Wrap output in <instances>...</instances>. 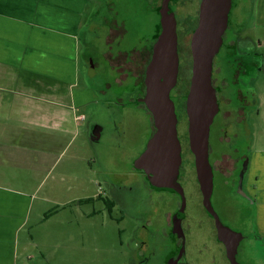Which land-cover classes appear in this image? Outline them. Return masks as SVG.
<instances>
[{"label": "flooded vegetation", "instance_id": "flooded-vegetation-1", "mask_svg": "<svg viewBox=\"0 0 264 264\" xmlns=\"http://www.w3.org/2000/svg\"><path fill=\"white\" fill-rule=\"evenodd\" d=\"M199 1L144 0L146 8L153 10L157 15L148 33L149 36L134 43H123L128 29L125 22L118 21L111 13L112 4L107 0H84L77 29V57L79 84L87 93L86 109L82 119L83 131L84 135L86 133L88 143L99 142L104 135L114 133L120 141L108 145L111 150L121 148L123 145L120 143L126 136L127 139H132L130 144L136 147V137L131 138L132 136L129 135L131 125L137 127L136 113L139 116L143 114L146 116L149 134L147 140L151 137L154 132L153 119L142 98L145 94V68L151 57L153 42L160 30L161 13H171L175 18L178 56L179 52L189 54V58L184 54L183 58H179L180 66L182 60L190 59L191 62L189 43L191 33L197 24ZM244 1L246 3L247 0H231L227 26L222 34L219 50L212 61L211 81L215 88L218 110L210 125L208 158L213 173L210 202L218 217L219 214L212 202L216 175L222 178L225 185L227 180L231 179L235 193L253 203L252 196L245 186L250 154L247 149H251L252 146V115L260 113L259 96L254 83L257 82L259 74L264 75V34L257 35V32L249 30L251 27L247 25V17L243 10ZM178 82L177 76L176 85L170 92L177 115L176 127L182 119L180 118L182 115H178L177 111V98L180 94L178 95L175 90ZM98 118H106V121L96 122ZM147 140L142 150L130 160L128 170H112L106 177L99 174L103 181L101 191L92 199L102 200L106 212L111 214L114 208L130 211L138 206L141 193L143 195L147 193L150 197L151 191H166L174 194L176 207L165 213L160 227L162 240H159V244L164 252L161 264H168L169 259L176 258L182 244L183 256L187 264H221L223 260L230 264L226 258L224 245L216 238L214 220L202 205L195 172L193 177L196 187H193L194 190L192 188L189 195L186 193L185 186L191 179L183 165L190 163L193 167V155L190 151L188 154L185 152L183 137H179L181 164L177 177L185 197L181 214L179 213L181 195L171 190L152 187L144 170L135 166V160L144 150ZM125 149H129V145H126ZM93 153L87 161L89 170H93L91 164L100 158L101 150L94 147ZM187 155L190 156V162L186 161ZM105 160L101 158V161ZM129 180L133 184L126 182ZM142 180L145 185L138 189L137 184ZM196 191L199 198L194 203L191 199L197 195ZM197 204L210 221L214 240L208 238L206 222L198 218ZM175 220L180 223L181 234L174 231ZM141 228L147 227L138 226L139 235L142 234ZM254 232L257 233L255 226ZM254 235L258 237L257 234ZM129 242L128 248L134 264H148L147 261L151 259L148 256L151 252L149 254V249H144L145 243L140 244L139 241L134 242L131 239ZM138 256L141 258L137 260Z\"/></svg>", "mask_w": 264, "mask_h": 264}, {"label": "crops", "instance_id": "crops-1", "mask_svg": "<svg viewBox=\"0 0 264 264\" xmlns=\"http://www.w3.org/2000/svg\"><path fill=\"white\" fill-rule=\"evenodd\" d=\"M80 18L69 0H0V264H112L93 256V230L86 224L94 210L81 212L80 225L72 210L59 218V206L76 200L82 206L93 196L61 200L40 192L84 129ZM258 155L250 152L246 176L253 175L257 187ZM69 168L62 167L61 181Z\"/></svg>", "mask_w": 264, "mask_h": 264}, {"label": "rangeland", "instance_id": "rangeland-1", "mask_svg": "<svg viewBox=\"0 0 264 264\" xmlns=\"http://www.w3.org/2000/svg\"><path fill=\"white\" fill-rule=\"evenodd\" d=\"M73 7L77 8L78 16L84 8V0H69ZM112 4L111 13L116 17L118 21L125 22L128 29L123 43H134L144 37H148V33L151 30V26L157 19V15L153 10L147 9L144 0H107ZM249 1V2H247ZM243 10L247 17V25L250 26V31L257 32V35L261 36L264 34V1L260 6L262 0H247ZM147 10V11H146ZM263 18V20H262ZM261 19V20H260ZM256 25V27H255ZM142 40V39H141ZM189 54L188 52H179V58H183ZM190 59L181 62L179 66L180 70V81L176 88V92L179 97L183 96L186 87H188V81L190 78ZM257 87L259 96V114L252 115V140L251 149H247L248 153L251 151H259V154L254 161L255 166H260L261 179L258 181V187L255 182L253 175L249 176L246 180L245 186L250 192L254 203L245 200L244 198L237 195L234 191V183L231 179L227 180V184L222 182V178L215 176V188L212 195V202L217 210L222 222L229 226L231 229L240 232L243 236L241 239L236 254V260L239 264H264V154L261 155V151L264 150V75L259 74L257 82L254 83ZM87 96V93L84 94ZM178 97V98H179ZM86 109V108H85ZM84 109V111H85ZM178 115L181 114L182 118L177 126L178 138L183 137L185 152L188 154V141H187V119L184 109H182L177 103ZM132 119V118H131ZM135 120L137 121V127L133 125L130 127L129 135L136 137V147L131 145L132 139H127V136L120 144L121 148H115L111 150L108 147L110 144H115L120 141L117 136L113 134L104 135L99 142L94 141L93 144L88 143L86 133L81 132L61 160L57 162V165L50 172V175L46 177L45 181L41 186L40 192H45L47 195L55 194L58 199L64 200L68 198H79L82 195L88 194L95 196L101 191V176L106 177L112 170H128L129 162L142 148L144 143L149 137L147 131L146 116L143 114L139 116L135 114ZM106 118H98L99 123H104ZM139 130V132H138ZM136 134V135H135ZM135 135V136H134ZM253 141V142H252ZM134 143V142H133ZM101 150L100 158H97V162L92 163V169L87 168L85 159H90L93 153V146ZM129 145V149H125V146ZM74 149H77L74 151ZM119 150V151H118ZM133 150V151H132ZM127 151L129 153H127ZM245 149V153L247 152ZM77 152L76 158L72 156ZM105 153V154H104ZM101 158H105V161H101ZM190 162V156H186V161ZM71 164V168L68 170V175L65 176V180L59 179L60 172L63 166ZM218 164V163H217ZM184 169H187L189 173L190 183L186 187V193L192 191L193 187H196L193 177L194 165L186 163L183 165ZM56 178V179H54ZM108 178V176H107ZM57 182L59 185L56 188L53 187V183ZM132 183V181H126ZM253 182V183H252ZM67 183V184H66ZM71 185V189L68 186ZM145 182L142 180L140 184H137V188L141 189ZM104 186V185H103ZM55 187V186H54ZM257 187V190L255 188ZM194 190V188H193ZM197 192V191H196ZM197 195L192 197V202L198 200ZM94 199V198H93ZM91 199L84 205H80L78 201L68 204L67 206H59L62 209L60 213V219H65V215L74 211L75 215L72 214V219L75 217L78 219V225L80 222L81 212L95 211L94 218L87 220V226H91L93 234L91 235L92 242H94V258H101L104 261H109L112 264H134L132 255L129 252V240L139 241L140 244H144V249H149L148 253L151 257L148 264H161L164 258V252L162 251L159 240H162L160 234V227H162L165 213L169 210H174L176 205V195L166 191H151V197L145 193L140 194V201L138 206H135L130 211L120 210L114 208L112 213H106L105 206L102 200ZM139 200V199H138ZM64 207V208H61ZM102 212H104L102 215ZM100 213V214H99ZM197 215L200 220L206 222L207 229L209 232V239L214 240V234L210 226V221L206 214L202 211L200 206L197 204ZM54 217L53 220H55ZM58 220V219H57ZM76 220L73 221V226L76 227ZM149 221H151L149 223ZM255 223V224H254ZM147 227L141 228L139 235L137 231L138 226ZM195 225V223L193 224ZM254 226L257 233L254 232ZM254 234H257L255 236ZM145 236V238H144ZM90 237V236H89ZM136 237V238H135ZM123 244L120 245L119 243ZM149 245V246H148ZM152 247V248H151ZM137 257L136 259H140ZM133 260V261H132ZM221 264H227L223 260Z\"/></svg>", "mask_w": 264, "mask_h": 264}, {"label": "water", "instance_id": "water-1", "mask_svg": "<svg viewBox=\"0 0 264 264\" xmlns=\"http://www.w3.org/2000/svg\"><path fill=\"white\" fill-rule=\"evenodd\" d=\"M230 8L231 0L199 1L197 24L189 43L191 66L184 110L187 119L188 149L193 155L202 205L214 220L216 238L224 245L227 260L230 264H239L236 254L243 236L223 224L211 205L213 173L208 158L210 125L218 110L215 88L211 81L212 61L221 45ZM178 71L175 18L171 13L162 12L160 30L153 42L151 57L145 68V94L142 98L151 113L154 132L135 160V166L144 170L152 187L171 190L181 195V214L185 205L182 187L177 182L181 145L177 134L175 105L170 97V92L177 82ZM174 231L181 234L178 220L174 222ZM183 252L182 244L177 257L169 259L168 264H187Z\"/></svg>", "mask_w": 264, "mask_h": 264}, {"label": "trees", "instance_id": "trees-1", "mask_svg": "<svg viewBox=\"0 0 264 264\" xmlns=\"http://www.w3.org/2000/svg\"><path fill=\"white\" fill-rule=\"evenodd\" d=\"M180 70L181 69H179V72H178V80L180 81ZM179 85V82H178V84H177V86ZM185 95H186V91L183 93V96L182 97H179V98H177V102H178V105L182 108V109H184V100H185ZM92 198H87L85 201H90Z\"/></svg>", "mask_w": 264, "mask_h": 264}]
</instances>
